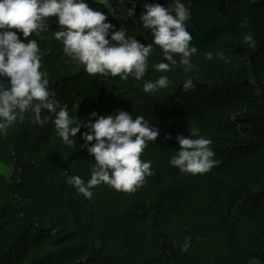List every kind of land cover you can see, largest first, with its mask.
<instances>
[{"label": "trees", "instance_id": "1", "mask_svg": "<svg viewBox=\"0 0 264 264\" xmlns=\"http://www.w3.org/2000/svg\"><path fill=\"white\" fill-rule=\"evenodd\" d=\"M132 0H111L116 18L121 25L135 30L137 22L125 17L123 8ZM191 11L188 31L192 35L191 43L197 48L192 63L207 64L204 52L222 37L244 42V35L251 32L256 40V47H251L264 61V0H182ZM89 6L95 10L106 9L103 5L88 0ZM144 11L145 3H159L164 6L172 4V0H136ZM247 21V27L242 25ZM28 39H35L45 45L46 38L41 32ZM138 39V38H137ZM142 43H152V36ZM161 52L154 45L153 53ZM237 56L241 52L235 53ZM41 71L48 74L49 88L61 77L60 66L42 64ZM206 83L193 81L195 92L185 91L183 85L169 98H163L159 112L143 115L150 125H156L160 132L157 139L148 142L141 159L151 162L153 174L146 177L142 186L153 183L162 190L161 212L164 221L176 228L174 243L183 245L189 241H208L210 236L219 237L224 244L222 254L216 264H264V97H257L252 84L247 81L233 82L227 79L224 68ZM133 81L144 86L154 81V75L147 70L140 80ZM119 76L110 77L116 80ZM239 112L247 118L239 120V124L248 125L250 138L244 143L227 148L224 129L215 115L217 113ZM142 116V115H141ZM148 117V118H147ZM199 128L202 136L211 139L210 147L215 152L214 159L219 163L203 174L181 173L170 164L179 145L177 135H189V128ZM170 135L171 139L166 138ZM12 146L20 144L23 153L24 167L27 175L18 190L21 201L28 203L35 217L45 220L47 217L68 211L76 189L67 184V178L73 175L90 174L91 170L83 155L76 149L71 152L60 151L49 143L33 138L28 115L0 135ZM214 175L226 189L250 205L249 223H244L238 214V202H225L218 196L207 193L206 187ZM181 178L189 179L193 184V205L195 210L208 216L213 224L203 227L196 216L187 211L181 204L185 190L178 185ZM114 197L124 208L117 218V225L131 228L137 233L144 232L149 220L147 205L138 196L126 195L114 191ZM264 206V205H263ZM239 231L246 232L249 238L247 248L239 236ZM135 233V232H134ZM24 245V243H23ZM27 252L28 246H25ZM12 254L13 251H10ZM182 264H190L186 258L180 259ZM33 264H38L37 262ZM44 264V261L41 262Z\"/></svg>", "mask_w": 264, "mask_h": 264}, {"label": "rangeland", "instance_id": "2", "mask_svg": "<svg viewBox=\"0 0 264 264\" xmlns=\"http://www.w3.org/2000/svg\"><path fill=\"white\" fill-rule=\"evenodd\" d=\"M135 3V16L131 17L127 9ZM109 15L108 21L121 26L116 18V11L101 10ZM125 17L137 22L135 30L122 25L129 36L146 40L151 34L143 28L139 18L141 8L132 0L123 8ZM48 27L42 31L47 40L45 45L39 44L41 65L60 66L61 77L50 89L61 105H67L70 116L76 124H85L92 111L100 115H110L119 110L137 116L151 115L159 112L163 98H169L188 78L206 83L224 68L227 79L249 81L257 97H264V61L246 43L222 37L204 53L212 52L213 59L207 64L193 63L194 68L185 73L179 66L170 72H156L151 65L163 60L161 52L153 53L149 58L148 70L157 79L161 75L169 78L167 88L145 93L143 86L129 76L127 80L118 77L116 80L100 75H90L84 66L72 60L63 52V45L53 38V31L59 30L56 18H47ZM126 34V37H127ZM22 38V36H21ZM23 39V38H22ZM241 52L237 56L236 52ZM203 53V54H204ZM218 53L230 58L225 62ZM178 59V57H177ZM192 89L189 92H195ZM43 126L33 124L28 115V122L33 138L41 139L54 148L71 152L76 149L88 162L90 168L95 163L94 156L80 147L84 141L80 133L71 138L72 143L66 144L59 137L52 120ZM224 129L227 148L244 143L250 138L248 125L239 124V120L247 118L239 112L217 113L215 115ZM148 118V117H147ZM95 118H93L94 122ZM88 131L81 128V132ZM27 170L24 167L21 146H12L5 138L0 141V264H182L180 259L186 258L190 264H216V259L224 250L223 241L217 236H210L208 241H189L183 245L174 243L176 228L164 221L161 212L162 190L156 183L141 186L134 192H123L126 195L138 196L146 203L149 220L144 232L137 233L131 228L117 225V218L124 208L114 197V188L106 184L97 185L92 189L93 196L85 198L75 191L71 207L40 220L34 216L31 206L20 200L18 190ZM87 182L91 175H79ZM179 187L185 190L181 198L183 207L194 214L203 227L213 224L208 216L199 214L193 205V184L189 179L181 178ZM211 196H218L225 202H238V214L244 223H249L250 205L234 197L214 175L206 187ZM264 201L262 207L264 206ZM135 232V233H134ZM239 236L249 248L246 232L239 231ZM24 243V245H23ZM188 245L185 248V245ZM25 246H28L29 250ZM13 251L12 254L10 251Z\"/></svg>", "mask_w": 264, "mask_h": 264}, {"label": "clouds", "instance_id": "3", "mask_svg": "<svg viewBox=\"0 0 264 264\" xmlns=\"http://www.w3.org/2000/svg\"><path fill=\"white\" fill-rule=\"evenodd\" d=\"M94 2L115 12L111 0ZM120 2L123 4L124 0ZM135 8L133 3L127 9L129 16H135ZM143 8L139 21L152 36V43L148 44L129 36L122 25L117 29L107 22L109 15L90 7L88 0H0V135H6L26 115L33 124L43 126L49 122V114L55 117L52 123L66 144H71V138L80 133L84 141L80 147L94 156L95 163L87 182L73 175L66 183L85 198H91L92 189L100 184L123 192H134L141 187L146 177L153 174L151 162L142 160L141 156L148 142L157 139L160 130L143 116L133 119L130 112L119 109L110 115L92 111L87 123L74 126L68 106L55 98L49 89L47 72L41 71L42 53L37 41L28 38L33 34L39 36L48 27L47 18L55 17L59 30L53 31V38L90 75L119 76L122 80L131 75L140 80L149 68L154 45L160 48L163 57L161 62L151 65L154 71L170 72L179 66L185 73L190 72L194 68L192 57L198 51L188 31L190 9L182 0H172L167 7L145 3ZM242 25L247 27V21ZM243 39L256 47L251 32L245 33ZM217 55L225 62L230 61L224 53ZM204 56L207 60L213 59L212 52ZM169 83V78L161 75L146 82L143 91L155 92L167 88ZM194 87L191 78L183 85L185 91ZM81 128L88 131L81 132ZM188 132L187 137L176 136L179 148L170 164L181 173H206L219 163L210 147L212 141L202 136L199 128H189Z\"/></svg>", "mask_w": 264, "mask_h": 264}, {"label": "built area", "instance_id": "4", "mask_svg": "<svg viewBox=\"0 0 264 264\" xmlns=\"http://www.w3.org/2000/svg\"><path fill=\"white\" fill-rule=\"evenodd\" d=\"M250 264H260V263H258V262H252V263H250Z\"/></svg>", "mask_w": 264, "mask_h": 264}]
</instances>
